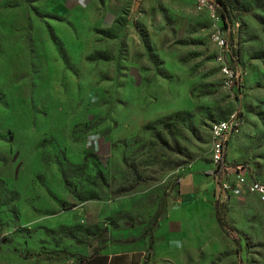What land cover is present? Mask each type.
<instances>
[{
    "label": "rangeland",
    "instance_id": "1",
    "mask_svg": "<svg viewBox=\"0 0 264 264\" xmlns=\"http://www.w3.org/2000/svg\"><path fill=\"white\" fill-rule=\"evenodd\" d=\"M225 1L240 96L193 0H0V264H80L107 245L148 264H264V205L229 170L264 182V0ZM234 110L215 165L210 123Z\"/></svg>",
    "mask_w": 264,
    "mask_h": 264
},
{
    "label": "built area",
    "instance_id": "2",
    "mask_svg": "<svg viewBox=\"0 0 264 264\" xmlns=\"http://www.w3.org/2000/svg\"><path fill=\"white\" fill-rule=\"evenodd\" d=\"M197 10L205 11L211 25L209 39L214 46V62L222 80L223 87L233 95L243 92L245 70L239 57V20L235 11L218 0H193ZM243 119L241 113L234 110L225 118L215 120L209 126L210 159L218 165L224 162L228 141L240 131ZM237 195L244 198L253 194L264 205V182L259 180L248 165L229 167ZM226 187V184L223 183Z\"/></svg>",
    "mask_w": 264,
    "mask_h": 264
},
{
    "label": "crops",
    "instance_id": "3",
    "mask_svg": "<svg viewBox=\"0 0 264 264\" xmlns=\"http://www.w3.org/2000/svg\"><path fill=\"white\" fill-rule=\"evenodd\" d=\"M189 186L191 194L195 192V184L190 182ZM189 192L185 188L183 197H186ZM80 264H148L143 257V251L138 249H128L116 246H104L97 253L89 255Z\"/></svg>",
    "mask_w": 264,
    "mask_h": 264
},
{
    "label": "trees",
    "instance_id": "4",
    "mask_svg": "<svg viewBox=\"0 0 264 264\" xmlns=\"http://www.w3.org/2000/svg\"><path fill=\"white\" fill-rule=\"evenodd\" d=\"M218 1L223 5L224 8L227 6V2L225 0H218ZM214 172H217V169H215ZM214 214H215V221H216L218 227L223 231L224 219H223V216L219 215V213H218L217 203L216 202H215V205H214ZM102 247H104V246L95 247L93 252L90 255H92L94 253H97ZM86 258L87 257L83 258L82 261L84 259H86Z\"/></svg>",
    "mask_w": 264,
    "mask_h": 264
}]
</instances>
